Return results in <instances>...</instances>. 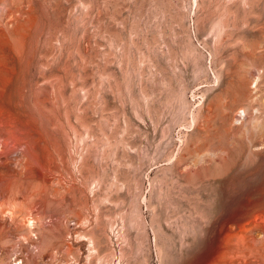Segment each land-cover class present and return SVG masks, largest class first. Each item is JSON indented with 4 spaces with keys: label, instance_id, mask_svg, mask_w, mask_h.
Returning a JSON list of instances; mask_svg holds the SVG:
<instances>
[{
    "label": "rangeland",
    "instance_id": "374dc122",
    "mask_svg": "<svg viewBox=\"0 0 264 264\" xmlns=\"http://www.w3.org/2000/svg\"><path fill=\"white\" fill-rule=\"evenodd\" d=\"M28 6L25 105L47 133L35 166L57 179L40 197L25 183L44 223L0 232V264H185L219 180L264 181V0Z\"/></svg>",
    "mask_w": 264,
    "mask_h": 264
},
{
    "label": "bare ground",
    "instance_id": "6f19581e",
    "mask_svg": "<svg viewBox=\"0 0 264 264\" xmlns=\"http://www.w3.org/2000/svg\"><path fill=\"white\" fill-rule=\"evenodd\" d=\"M21 3L22 0H0V232L44 223L38 214L34 216L41 209L38 201L25 208V183L35 179L38 187L31 194L40 197L45 183L57 179L45 173L44 166L43 170L35 166L40 150L47 148V133L37 126L35 112L25 105L26 90H32L25 81V55L37 18L31 6L21 9ZM48 83H40L45 92L33 94L38 107L39 103L51 102ZM257 122L252 124L259 129L262 124ZM209 159L210 156L204 161ZM213 160H220L216 152ZM201 167L190 171L198 172ZM256 173L246 170L241 176L219 180L218 210L201 230L194 253L190 252L185 264H264V209L253 212L258 203H264V181L252 186ZM58 190L53 186V193ZM254 195L259 198L255 200ZM241 197L246 198L236 205Z\"/></svg>",
    "mask_w": 264,
    "mask_h": 264
}]
</instances>
